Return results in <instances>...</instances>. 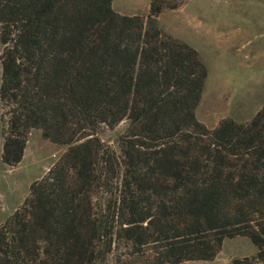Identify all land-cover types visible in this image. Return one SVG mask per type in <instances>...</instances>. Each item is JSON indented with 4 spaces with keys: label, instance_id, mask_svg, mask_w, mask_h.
<instances>
[{
    "label": "trees",
    "instance_id": "obj_1",
    "mask_svg": "<svg viewBox=\"0 0 264 264\" xmlns=\"http://www.w3.org/2000/svg\"><path fill=\"white\" fill-rule=\"evenodd\" d=\"M188 1L0 0L4 161L34 128L69 145L0 225V264L213 261L236 237L259 252L235 264H264V107L199 119L208 66L160 19ZM123 122L119 154L98 134Z\"/></svg>",
    "mask_w": 264,
    "mask_h": 264
},
{
    "label": "rangeland",
    "instance_id": "obj_2",
    "mask_svg": "<svg viewBox=\"0 0 264 264\" xmlns=\"http://www.w3.org/2000/svg\"><path fill=\"white\" fill-rule=\"evenodd\" d=\"M151 1L114 0V7L123 14L147 16ZM160 19L168 34L197 48L208 66L209 76L197 108L199 119L211 128L227 118L242 123L252 120L264 107V0H189L178 9H167ZM4 49L0 34V225L32 195L33 183L69 149L68 144L47 139L41 128H34L23 160L17 165L4 161V129L8 125L1 98ZM126 127L125 122L105 125L98 135L122 154L120 140ZM258 252L251 239L236 237L225 241L215 260L183 264H235L236 259Z\"/></svg>",
    "mask_w": 264,
    "mask_h": 264
},
{
    "label": "crops",
    "instance_id": "obj_3",
    "mask_svg": "<svg viewBox=\"0 0 264 264\" xmlns=\"http://www.w3.org/2000/svg\"><path fill=\"white\" fill-rule=\"evenodd\" d=\"M115 6H116V1H115ZM118 10L121 11L119 8H118ZM122 13H123V12H122ZM125 14H127V13H125ZM131 14H132V13H131Z\"/></svg>",
    "mask_w": 264,
    "mask_h": 264
}]
</instances>
